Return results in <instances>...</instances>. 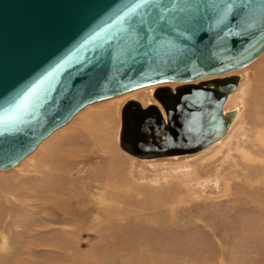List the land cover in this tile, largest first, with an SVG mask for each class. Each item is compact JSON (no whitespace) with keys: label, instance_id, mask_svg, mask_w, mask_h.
I'll return each instance as SVG.
<instances>
[{"label":"rangeland","instance_id":"1","mask_svg":"<svg viewBox=\"0 0 264 264\" xmlns=\"http://www.w3.org/2000/svg\"><path fill=\"white\" fill-rule=\"evenodd\" d=\"M232 73L224 105L238 114L202 151L140 159L120 148L122 105L161 107L159 84L86 105L1 170L0 264H264V52ZM123 194L121 218L78 202L121 206Z\"/></svg>","mask_w":264,"mask_h":264},{"label":"water","instance_id":"2","mask_svg":"<svg viewBox=\"0 0 264 264\" xmlns=\"http://www.w3.org/2000/svg\"><path fill=\"white\" fill-rule=\"evenodd\" d=\"M264 52V0H0V171L86 105L127 100L118 143L137 158L191 154L222 138L238 86ZM224 75V76H222Z\"/></svg>","mask_w":264,"mask_h":264},{"label":"bare ground","instance_id":"3","mask_svg":"<svg viewBox=\"0 0 264 264\" xmlns=\"http://www.w3.org/2000/svg\"><path fill=\"white\" fill-rule=\"evenodd\" d=\"M263 53V52H262ZM261 55V54H260ZM259 55V56H260ZM258 56V57H259ZM257 57V58H258ZM256 58V59H257ZM255 59V60H256ZM253 62V61H252ZM251 62V63H252ZM250 64V63H249ZM234 70H232V71H230L229 73H227V74H225V75H229V74H233L232 72H233ZM222 76H224V75H222ZM163 84H165V83H163ZM162 85V84H161ZM238 85H239V81H238ZM160 86V85H159ZM237 88H238V86H237ZM236 88V89H237ZM235 89V90H236ZM234 92V91H233ZM232 92V93H233ZM153 93V92H152ZM231 93V94H232ZM231 94H229L228 96H227V98H226V101H225V103L227 104V101L229 102L232 98H233V96H231ZM142 105V104H141ZM143 106V105H142ZM158 106V105H157ZM161 106V105H160ZM159 107V106H158ZM160 109H161V111H162V113H164L163 112V109H162V107H159ZM236 110V109H235ZM225 111H229V110H225V105H224V107H223V112H225ZM238 113H237V110H236V115H237ZM236 115H235V117H236ZM235 117H234V119H235ZM234 119L230 122V125H229V128H228V130L230 129V127H231V124H232V122L234 121ZM224 137V136H223ZM222 137V138H223ZM222 138H220V139H222ZM220 139L219 140H217L216 142H214V143H212V144H210L209 146H211V145H213V144H215V143H217L218 141H220ZM209 146H207V147H209ZM206 147V148H207ZM205 148V149H206ZM204 150V149H203ZM202 151V150H201ZM85 152V151H84ZM83 152V153H84ZM88 152H93L91 149L90 150H88ZM191 154H193V153H191ZM88 155V154H87ZM182 155H188V154H182ZM177 156H181V155H173V156H168V157H177ZM87 158H89V156H86ZM90 157H91V155H90ZM135 157V156H134ZM163 157H165V156H163ZM140 159H151V158H140ZM112 173V172H111ZM102 176V175H101ZM119 178V177H118ZM120 178H122V176L120 177ZM123 179V178H122ZM106 184V183H105ZM108 186V185H107ZM107 186H106V189H107ZM110 187V185L108 186V188ZM110 189V191H111V187L109 188ZM108 189V190H109ZM126 191V190H125ZM123 196H125L124 194L122 195V196H119L120 198V200L119 201H121L122 203V205L121 206H117L116 205V202H113V200L111 201V200H109V201H105L103 198H102V200H98V202H95V201H93L92 199H91V201H90V199L89 200H86V198L85 197H81L80 199L81 200H78V202L81 204V206L83 207V209L82 210H86V211H89L90 213L91 212H94L96 215V217H97V215L98 216H119V214H124V213H129L128 211H126L125 209L126 208H124L123 206H125V204H127L126 202H128V198L127 197H123ZM127 196V195H126ZM82 202V203H81ZM115 204V205H114ZM119 205V204H118ZM120 217V216H119ZM121 218V217H120Z\"/></svg>","mask_w":264,"mask_h":264}]
</instances>
